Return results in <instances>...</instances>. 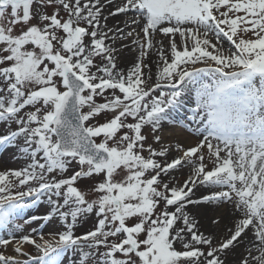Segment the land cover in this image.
<instances>
[{
	"label": "rangeland",
	"instance_id": "obj_1",
	"mask_svg": "<svg viewBox=\"0 0 264 264\" xmlns=\"http://www.w3.org/2000/svg\"><path fill=\"white\" fill-rule=\"evenodd\" d=\"M86 1L0 7V264H10L1 253L11 242L25 240L31 241L25 257L42 253L49 264H62L74 247L69 264H185L187 248L166 244L162 231L169 207L181 200L169 181L157 177L159 164L149 151L172 149L182 161L179 152L189 146L166 145L164 131L200 126L197 147L183 151L195 155L186 160L191 170L221 174L216 188L226 189L223 203L248 210L239 214L241 221L264 203V0H137L141 13L157 18L160 32L185 44L164 85L143 90L107 78L99 57L81 46L95 43V18L83 13ZM202 3L211 5V20ZM218 44L226 45L223 52ZM76 50L78 59L72 57ZM66 68L87 85L78 108L85 129L110 155L106 170L58 148L51 116L66 90ZM189 74L194 80L186 89L194 101H182L183 114L158 128V116L178 102L173 79ZM180 174L178 181L192 175ZM48 220L58 232L48 231ZM90 231L96 237L72 242Z\"/></svg>",
	"mask_w": 264,
	"mask_h": 264
},
{
	"label": "bare ground",
	"instance_id": "obj_2",
	"mask_svg": "<svg viewBox=\"0 0 264 264\" xmlns=\"http://www.w3.org/2000/svg\"><path fill=\"white\" fill-rule=\"evenodd\" d=\"M124 1L127 2L124 3ZM136 1H86L85 6L82 7L85 10L83 13L87 14L88 18H95L93 35L95 43L91 46L85 42L81 46L85 47V51L88 48L91 49L90 53L94 52L95 57H99V62L103 65L102 71L107 73V78L125 85L130 90H143L148 86L164 85L162 79L170 69L172 70L178 65L179 51L184 48L185 44L184 41L177 43L170 40V35L164 31L160 32L157 18L141 13L139 10L142 9L136 6ZM167 27L165 25L162 28ZM187 37L177 36L176 33L173 36L180 40L183 38L188 40ZM81 46L78 47V50L82 49ZM217 46V51L220 52H223L222 47H226L224 44ZM144 48L147 49L146 52L143 51ZM138 51L143 57L138 54ZM80 55L81 52L76 50L72 57L78 59ZM193 80L194 77H191V74L173 79L175 83L173 87L177 90L172 96L178 99V102H175L177 104L174 108L172 107V111L168 110L158 116L157 122H154L158 128H163L166 122L175 119L174 115H179L183 106L182 111L187 109V106L181 103L182 101H194L193 98H189V91L186 89ZM178 89L180 90L178 91ZM183 90L186 92L182 93ZM119 108L122 107L119 106ZM199 128L200 126L190 125L188 129L180 130L175 125L172 129L164 131L165 139H163L166 141V145L172 142L174 145L179 143L194 148L197 147L195 137L199 134ZM69 139L67 147L74 148L76 144L71 138ZM189 147L184 150L191 149ZM183 151L179 152V158L182 161L173 158L175 152L172 149L163 152L160 148H156V150L149 151V154L154 157V161L159 164L158 168L153 169L158 170L157 177L169 181L172 184L171 192L181 200L177 204H171L174 206L169 207V211L166 213V224L162 227L164 242L166 244L169 242L181 244L187 248L188 253H182L183 256L185 254L187 256L185 264H203V262H205L204 264H264V203H260L261 205L251 210L253 211L252 217H244L242 221L239 220V214L248 210L242 205L236 209L234 201L228 203L224 201L223 203L226 189L216 188L220 182L221 174L210 172L203 174L198 170L192 171V167L186 162L191 159V156L190 154L186 155ZM83 152L92 155L89 149H83ZM5 161L8 160L5 159ZM184 161L185 163H183ZM12 164L9 162V165ZM183 171L191 172L192 175L178 181L177 176H180ZM248 176L249 174L246 175L247 178ZM245 183H247V179ZM30 211V208L25 209L23 215ZM40 218L42 217L38 216L35 219L39 220ZM89 219V217L86 218V220ZM46 224H50V221L48 220ZM50 225L48 231L58 232L60 227L57 224ZM9 231L11 230L7 232ZM94 237H96L95 234L89 236V238ZM82 238L88 239V237L81 236L72 242L81 245L79 242ZM50 240L54 242L58 240V237L49 236ZM37 241H40V238L37 237ZM49 241L44 240V244ZM30 244V240L11 242L1 253V260L10 264H24V262L33 264L31 259H35L36 263L34 264H49L46 255L40 256L42 253H33L30 259L25 257V255L28 256L27 250L31 249ZM56 245L62 246V242L59 241ZM205 245H207L206 252L196 255L197 249ZM72 250L73 252L70 253L75 255L76 248L74 247ZM70 253L64 254L65 261L62 264H69L73 259L74 255L70 256ZM69 257L72 259L70 260ZM28 260L30 261L28 262Z\"/></svg>",
	"mask_w": 264,
	"mask_h": 264
},
{
	"label": "water",
	"instance_id": "obj_3",
	"mask_svg": "<svg viewBox=\"0 0 264 264\" xmlns=\"http://www.w3.org/2000/svg\"><path fill=\"white\" fill-rule=\"evenodd\" d=\"M9 1L17 2L16 0H3L4 3ZM64 77L67 85H71L73 80L69 77L68 71L65 72ZM70 87L71 91L66 94L67 98L65 97V100L56 110V114L53 118L54 131L58 137L60 148L63 151H67V149H69V147H67L70 142L69 138H71L72 140H78L77 145L79 146V148H77V151H75V153L88 161L96 163V165L99 166L97 161L94 160V155L84 154L83 149H81V147L85 148L87 145H89L87 138L82 136L77 139L78 136L82 135L80 134V118L76 109L81 88L78 87V84L75 83ZM95 151H98L99 153L102 152L96 148ZM104 166L106 165L101 163V167Z\"/></svg>",
	"mask_w": 264,
	"mask_h": 264
}]
</instances>
